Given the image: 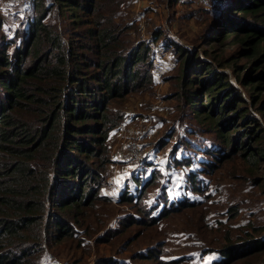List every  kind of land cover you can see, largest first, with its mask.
<instances>
[{"label": "trees", "instance_id": "1", "mask_svg": "<svg viewBox=\"0 0 264 264\" xmlns=\"http://www.w3.org/2000/svg\"><path fill=\"white\" fill-rule=\"evenodd\" d=\"M32 3V17L23 20L24 35L17 27H5L7 16L0 6V264H34L64 239L82 241V227L88 234V217L107 200L108 140L125 118L115 106L152 81L151 45L132 36L134 26L121 18L119 0ZM219 5L207 36L223 47L235 46L231 61L248 58L235 64L237 81L251 87L248 97L227 72L218 70L221 62L216 66L200 58L162 29L152 33V41L164 37L172 44L179 62L180 105L200 124L195 131L212 138L191 140L180 127L159 138L148 156L160 152L172 135L177 137L165 156L166 169H186L187 189L196 194L205 190L208 174L222 162L247 156L254 176L253 168L264 156L259 146L264 132L254 112L264 117V0H224ZM148 160L132 172V184L120 193L119 203H133L139 211V217L128 214L122 228L134 222L152 225L200 204L187 196L168 202L166 190L159 200L168 204L152 214L143 193L165 176L159 168L146 182L136 175L146 164L154 165ZM201 172L206 173L202 179ZM249 227L239 241L212 250L221 257L212 264H234L264 251L263 229ZM141 254L157 259L162 253L150 249ZM102 264L121 263L109 258Z\"/></svg>", "mask_w": 264, "mask_h": 264}, {"label": "rangeland", "instance_id": "2", "mask_svg": "<svg viewBox=\"0 0 264 264\" xmlns=\"http://www.w3.org/2000/svg\"><path fill=\"white\" fill-rule=\"evenodd\" d=\"M119 1L121 18L134 26L132 36L151 45L152 81L148 87L130 93L115 106L125 112V118L112 130L108 140L110 161L103 186L107 200L100 201L94 208L97 211L95 216L91 214L88 217V234L84 235L82 227V241L78 237L64 239L48 247L34 264H102L109 258L121 264H212L213 260L221 258L218 252L212 250L223 248L230 240L239 241L245 230H251L249 225L262 228L264 233V156L253 168V176L248 171L251 165L247 156L233 155L230 161L222 162L214 171L207 173L206 187L201 194L189 193L186 169L172 166L166 169L165 156L167 152L170 154L177 137L172 135L164 147H159L160 152L154 151V155L148 156V151L152 152L159 138H163L167 131H177L180 127L191 140L203 142V136L212 138L209 133L195 131L200 124L190 118L189 109L180 105L181 98L176 95L180 82L177 77L179 62L172 44L168 46L169 40L164 37L152 41V33L162 29L171 40L196 50L200 58L212 60L216 66L221 62L222 67L218 70L227 72L235 83L238 82L235 64L243 65L249 60L242 57L239 61H231L235 46L223 47L207 36L210 27L215 24L217 11L213 9L224 0ZM32 2L0 0L1 9L7 16L5 27H17L20 35H24L27 21L23 20L32 17L29 14ZM7 36L10 37L9 34ZM160 49H164L165 55L158 59ZM155 59L159 62L158 70ZM237 84L248 97L251 87L246 89L239 82ZM254 112L264 132V117ZM259 146L264 148V141ZM196 154L199 158L202 155ZM144 158H150L154 165L161 166L146 164L143 171L137 172L136 175H141L144 182L158 168L165 176L158 177V181L149 185L143 193L149 208H154L152 214H158L168 204L159 200L166 190L168 202L187 196L199 200L200 204L174 212L169 217H160L152 225L134 222L122 228L126 216L134 214L139 217V211L133 203H119L118 197L128 184H132V172L146 163ZM203 176H206L205 172H201L198 178ZM233 207L238 208V213ZM119 227L122 228L121 233L113 237L111 232ZM100 237L107 241H101ZM150 249H158L162 254L157 259L140 256ZM234 264H264V251L239 258Z\"/></svg>", "mask_w": 264, "mask_h": 264}, {"label": "built area", "instance_id": "3", "mask_svg": "<svg viewBox=\"0 0 264 264\" xmlns=\"http://www.w3.org/2000/svg\"><path fill=\"white\" fill-rule=\"evenodd\" d=\"M163 55H165L164 49H160V50H158V59H159V57H161V56H163ZM158 59H155V60H154V63H155V65H156V69H157V70H158V64H159ZM159 67H161V66H159ZM161 72H162V71H160V74H161ZM131 154L134 155L132 152H131ZM118 198H119V197H118Z\"/></svg>", "mask_w": 264, "mask_h": 264}]
</instances>
